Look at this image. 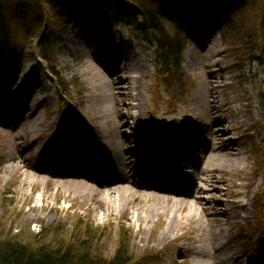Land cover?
Segmentation results:
<instances>
[{
    "label": "rangeland",
    "instance_id": "1",
    "mask_svg": "<svg viewBox=\"0 0 264 264\" xmlns=\"http://www.w3.org/2000/svg\"><path fill=\"white\" fill-rule=\"evenodd\" d=\"M98 1L68 6L70 26L53 20L57 12L44 3L46 28L54 30L53 62L67 96L58 93L50 61L40 56L41 37L29 42L30 57L11 82L0 73V242L19 234L31 247L56 248L60 239L74 240L76 225L82 240L91 226L100 228L93 248L109 259L129 233L138 264H218L213 247L229 264H264V224L255 212L259 201L264 207L260 61L237 55L221 25H187L179 87L162 76L155 48L137 39L127 14L96 15ZM158 130L163 156L170 155L167 144L182 141L173 152L176 182L192 193L191 181H207L200 195L205 210H196L194 220L164 199L127 202L117 194L107 198L108 208L94 193L120 175L122 152L131 163L126 179L178 191V182L150 177L135 157L137 138L147 140ZM214 131L227 150L214 154L216 173L201 175ZM147 152L140 154L147 163L159 157L152 145ZM78 176L95 185L88 192L70 185ZM173 221L172 238L163 240Z\"/></svg>",
    "mask_w": 264,
    "mask_h": 264
},
{
    "label": "trees",
    "instance_id": "2",
    "mask_svg": "<svg viewBox=\"0 0 264 264\" xmlns=\"http://www.w3.org/2000/svg\"><path fill=\"white\" fill-rule=\"evenodd\" d=\"M82 2L0 0V73L11 82L12 73L30 57L27 45L32 39L41 37L38 43L40 56L50 61L59 93L67 96L65 84L53 62L49 35L54 30L46 28L44 3L57 12L53 20L68 26L70 22L65 11L72 6L81 7ZM96 4L94 13L103 17L126 12L137 39L155 48L162 76H168V80L175 79L180 83L179 87L183 84L181 57L187 44V25H203L208 21L223 25L237 45L236 54L245 56L249 53L251 57H257L264 68V0H100ZM261 102L264 132V98ZM261 191L264 194V183ZM262 206L259 201L256 212L264 224ZM88 228L84 232L85 240H82L80 228L76 225L74 240L64 244L59 238L61 241L57 242L56 248L42 243L31 247L21 235L16 234L15 238L0 242V264H138L129 252V233L121 235L117 250L109 259L93 248L94 241L100 238V228Z\"/></svg>",
    "mask_w": 264,
    "mask_h": 264
},
{
    "label": "bare ground",
    "instance_id": "3",
    "mask_svg": "<svg viewBox=\"0 0 264 264\" xmlns=\"http://www.w3.org/2000/svg\"><path fill=\"white\" fill-rule=\"evenodd\" d=\"M186 131L187 130H185V132ZM191 132L193 133V130H191ZM218 136H219V133L215 131L210 136L208 143L211 146L209 147V149L210 148L211 149L207 157L210 163H208L209 166L207 164L203 167L201 175H204L206 173L212 174L213 172L216 173L217 169H212L210 165L214 161V154L218 151L225 152V150H227L226 148L221 147L222 140L218 139ZM215 142H217V144L219 143V145L216 147H215ZM211 152H213V157L211 156L212 154ZM227 152H230V151H227ZM122 155L123 156H122V159L120 162V168H119L120 175L117 176V179L114 181V183H112L111 185H97L98 188H95L94 193L98 199V202L101 203L102 205H107L109 208L107 198H110V197H113L119 194V196L121 198H124L127 202L129 201V199H133V201H139V200L157 201V199H164L165 201H167L169 205L177 207L179 211L186 213V215L193 220L195 218L196 210L198 211L205 210V207L203 206V200H205V198L203 199L200 196L201 193L204 192L205 190L202 184L207 183V181L204 178L199 177L200 184H201V185L199 184V186L196 185L198 184L197 182L196 183L193 181L190 182L191 183L190 185L193 188H195L192 193L187 192L186 190L187 186L185 185L182 186L178 191H175V190L166 191L160 188L153 187L152 185H149V186L144 185V184H141V186L135 185L134 182H131L129 179L125 178L126 175H128L127 173L129 172V168L131 164L129 160L130 157L126 156L123 152H122ZM69 184L75 185L77 187H81L83 188V190L85 189L87 192L89 191V189H91L89 188L91 187V185H95L93 180L89 178H79V176L75 180L73 178L69 179ZM98 196L100 197L98 198ZM112 201L111 203L113 206L115 201L113 202ZM44 207L47 208L48 211L56 210L54 209V207H51L49 205L44 206ZM177 225H178V221H173L172 223L169 224V227H167V229L164 230L163 240H168L172 238L171 236H172L173 228H175ZM177 239L178 237L174 236L173 240L176 241ZM213 250H214L213 256H215L217 259L219 258L218 264H229V260L220 257V255L218 256L219 252L217 251L216 248L213 247ZM195 254L198 256L197 259H199L201 256L206 258V256H204L200 252H195Z\"/></svg>",
    "mask_w": 264,
    "mask_h": 264
}]
</instances>
